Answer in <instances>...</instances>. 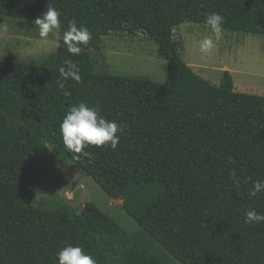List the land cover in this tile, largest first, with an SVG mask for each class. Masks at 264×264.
Segmentation results:
<instances>
[{
    "label": "trees",
    "instance_id": "obj_1",
    "mask_svg": "<svg viewBox=\"0 0 264 264\" xmlns=\"http://www.w3.org/2000/svg\"><path fill=\"white\" fill-rule=\"evenodd\" d=\"M51 3L61 13L56 51L37 62L0 58V264H58L66 244L97 264H264V222L244 218L264 213V193L248 194L264 181V95L237 91L229 70L220 85L204 78L175 37L179 24H206L213 12L223 30L264 35V0H0V16L35 21ZM73 20L91 33L78 56L62 39ZM139 32L167 60L165 82L99 68L93 51L105 35ZM66 60L79 82L60 76ZM81 101L124 129L116 149L88 145L94 159L69 152L60 133ZM48 148L122 199L144 234L92 201L82 213L63 199L32 205Z\"/></svg>",
    "mask_w": 264,
    "mask_h": 264
},
{
    "label": "rangeland",
    "instance_id": "obj_2",
    "mask_svg": "<svg viewBox=\"0 0 264 264\" xmlns=\"http://www.w3.org/2000/svg\"><path fill=\"white\" fill-rule=\"evenodd\" d=\"M59 29L41 38L33 20L0 16V58L37 62L56 51ZM212 35L207 24L183 22L175 28V37L183 44L181 57L193 69L216 85L225 70L233 76L235 89L264 95V35L223 30L210 54L202 53L200 43ZM99 68L111 74L149 77L165 82L168 62L161 57L155 40L145 33L110 34L103 37L102 47L93 51ZM58 199L82 213L87 202H95L131 234H144L141 225L123 207V200L107 194L91 176L82 173L72 161L53 148L41 157L31 203L48 207ZM170 264H181L174 259Z\"/></svg>",
    "mask_w": 264,
    "mask_h": 264
},
{
    "label": "clouds",
    "instance_id": "obj_3",
    "mask_svg": "<svg viewBox=\"0 0 264 264\" xmlns=\"http://www.w3.org/2000/svg\"><path fill=\"white\" fill-rule=\"evenodd\" d=\"M61 13L51 3L45 12L38 16L34 23L39 28L41 38H47L50 33L55 34L60 27ZM224 17L216 12L207 15L205 23L210 26L214 34L206 36L200 43L202 53L210 54L216 47L223 33ZM62 39L70 54L80 55L81 45H87L91 39L89 29L84 25H77L76 21L69 22L67 30L62 34ZM63 80L71 78L79 82L81 80L80 69L72 60H66L59 69ZM60 89H64V84L59 83ZM97 106H89L86 102L73 104L67 109L66 114L60 123V133L63 138L64 146L69 152L82 154L85 157L94 159L91 152L84 151L88 145L105 146L110 145L116 149L121 136L124 134L123 127L115 120H108L100 114ZM119 133V135H118ZM233 182L239 186L240 180L233 171L231 174ZM264 193V181L254 182L249 196L255 197ZM245 223L259 224L264 222V213L257 212L255 209L246 210L244 213ZM58 264H97L95 258L85 252L80 245L66 244L58 252Z\"/></svg>",
    "mask_w": 264,
    "mask_h": 264
}]
</instances>
